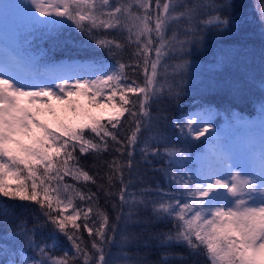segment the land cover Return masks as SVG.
I'll return each instance as SVG.
<instances>
[{"label":"snow or ice","instance_id":"1","mask_svg":"<svg viewBox=\"0 0 264 264\" xmlns=\"http://www.w3.org/2000/svg\"><path fill=\"white\" fill-rule=\"evenodd\" d=\"M24 8L32 30H51L70 21L110 56L119 58L114 64L76 66L89 70L63 75L40 73L9 51L0 63V196L38 206L33 208L38 215L32 228L20 220L15 231L0 234V264H141L124 250L129 235H121L123 243L115 259L111 253L106 256L105 249L120 231L119 224L139 222L133 217L149 204L154 217L171 220L175 230L157 233L159 246L187 249L186 253H162L160 264L176 260L196 264L200 256L207 264H264V103L258 140L217 142L199 157L160 131L150 111L165 97L179 99L175 76L180 75L183 82L189 66L183 57L190 46L204 43L205 29L232 25L231 15H225L233 8L232 0H28ZM259 17L264 25V8L259 9ZM100 29L112 30L123 39L97 38L94 33ZM128 49L125 62L122 58ZM173 54L181 59L168 65L165 61ZM140 73L142 80L137 78ZM81 95L91 106L110 109L106 122L73 98ZM50 98L66 102L67 111L85 119L69 123ZM36 100L44 107L30 106ZM211 111L202 107L174 120L180 137L188 142L205 137L203 143H211L215 131ZM43 113L53 117V124L40 118ZM122 118L128 121L126 128ZM141 144L146 163H151L149 156L166 157L167 167L161 171L169 177L173 191L141 189L139 196L127 191L131 181H125V172L132 175L133 152ZM109 151L117 155L102 159ZM88 154L97 161L91 165L96 169L92 175L81 161ZM193 161L198 167L190 164ZM81 181L85 187L91 182L96 191H84L77 186ZM101 194L105 203L113 201L114 218L101 207ZM153 194L155 199L147 198ZM0 215L7 216V210ZM48 224L53 230L51 243L37 239L38 230ZM82 229L91 238L90 247ZM59 234L71 242L72 256L67 251L63 256L52 255L59 246Z\"/></svg>","mask_w":264,"mask_h":264},{"label":"trees","instance_id":"2","mask_svg":"<svg viewBox=\"0 0 264 264\" xmlns=\"http://www.w3.org/2000/svg\"><path fill=\"white\" fill-rule=\"evenodd\" d=\"M232 3L231 12L225 13V15H231L233 18L232 25L223 30H216L211 27L205 29L202 33L204 43L190 46L189 54L183 57L189 61V66L187 75L183 77V82L180 75L175 76L174 82L180 86L181 90L179 99L170 100L165 97L159 104H153L150 109L152 116L157 118L153 121L154 124L160 131L175 137L174 143L177 145L182 143L180 142L179 130L174 127L173 121L188 110L210 107L211 113L216 118L219 117L228 121H232L236 113H245L255 121L261 115L260 105L264 103V86H262L264 83V25L260 22L259 9L264 8V0H232ZM13 35L9 30L2 27L0 46L18 51L25 60L30 62V65L34 64L36 69L46 60L54 68L57 61L71 62L74 59H89L103 65L114 64L119 58L110 56L106 49L100 48L98 45L93 46L91 42H95V39L78 29L66 34L58 46L53 44L52 47L46 45L49 42L47 38L41 42L33 38L27 44H21L12 37ZM94 35L97 38L118 36L123 39L122 36L112 30L100 29ZM19 37L21 38V36ZM130 51L131 49L126 50L122 58L125 62L129 59L128 53ZM180 59L178 54H173L172 58L165 62L168 65H174ZM169 73L171 80V68H169ZM137 78L142 80L143 73H140ZM125 117H127V113ZM121 123L125 128L128 125L125 118H122ZM142 147V144L139 145L133 152L132 175L129 176L127 171L125 172V181H131L127 191L137 195L140 194L141 189L153 191L155 190L153 188L165 187L162 174L152 163L155 160L148 157L151 163H146L142 158L140 153ZM76 154L80 155L78 150ZM114 155L117 154L109 151L102 159L111 160ZM123 159H127V157H123ZM81 161L89 166L85 170H89L90 175L96 172V169L91 168V165L97 163L93 155L82 156ZM103 171L104 169L100 168V172L103 173ZM65 180L69 183L74 182L70 177H65ZM100 182L103 181L98 180V183ZM77 186L83 188L84 191L89 189L92 192L96 191V187L91 182H87V187L84 186L83 181L79 182ZM117 188H119L118 183ZM112 202L105 203L101 194V207L109 212L111 218H114L116 212L112 210ZM115 202H119L118 197ZM34 207L38 206H34L29 201L10 200L0 196V212L7 210V216L0 215V220L7 221V223H0V234H3L5 230L8 232L15 231L20 220H26L28 228L36 225L35 217L38 212L33 210ZM123 211L127 213L128 208L125 206ZM138 211L139 216H134L133 220L139 222L128 225L122 222L119 224L120 231L114 236L113 242L106 246V256L111 253V257L116 258L123 243L122 234L130 237L124 250L127 251L132 261L138 260L141 264H160L164 252L176 254L187 252L186 248L178 245L171 248L160 247L159 241L155 239L156 234L169 232V230L174 232L172 225L168 221L156 219L149 206L146 208L141 206ZM40 222H43V217L40 218ZM52 231L50 224L43 226L37 232V239L43 238L51 243ZM81 231L85 242L90 247L91 238L88 237L86 231L83 229ZM56 239L59 246L52 255L63 256L64 252L67 251L69 256H72L71 242L63 234L57 235ZM195 259L196 264H203L207 261L203 256ZM173 264H180V261L176 260ZM184 264H190V261H185Z\"/></svg>","mask_w":264,"mask_h":264},{"label":"rangeland","instance_id":"3","mask_svg":"<svg viewBox=\"0 0 264 264\" xmlns=\"http://www.w3.org/2000/svg\"><path fill=\"white\" fill-rule=\"evenodd\" d=\"M24 4H28V0H0V28H4L5 30H9L14 35L12 36L17 42H21V44H27L29 40L33 38L38 41H43L44 38H47L49 41L46 45L49 47L53 44L56 46L62 41L66 34L73 32L76 29L75 25H73L70 21L66 22L63 25L57 26L55 29H48L41 27L37 30H32L28 23L26 9L24 8ZM38 15V14H37ZM21 36V38L19 37ZM55 42V43H54ZM93 46L96 47V43L94 41L91 42ZM7 51L0 49V63L6 58ZM16 53H11L9 51V55H14ZM50 62H45L41 65V69L38 70L40 73H45L43 70L48 67ZM57 64V63H56ZM84 65H96L100 66L102 64L93 62L89 59H74L71 62H59L57 64L58 74L63 75L71 70H80L87 71V68H77L76 66H84ZM53 71V70H52ZM99 74V73H97ZM94 78V76L89 77ZM59 83L60 81H56ZM74 99H79L80 102L84 105V107L94 116L100 118L102 122H106L107 116L110 114V109L102 106H91L87 103V98L84 96H74ZM24 103H28L25 99ZM49 102L52 106H54L57 110V113L62 117H66L69 123H79L85 117L82 116H74L70 111L66 110V102L58 101L55 98H50ZM32 107H44V103L40 100H36L32 102L30 105ZM198 109L188 110L186 113L190 111H197ZM42 120H45L49 124H53V117L48 113H43L40 117ZM211 120L213 123V128L215 131L212 133V141L211 143H203L205 137H201L200 140H194L189 138L190 142L184 141L182 137H180L181 145L186 148L189 152L193 154L194 157H199L202 152L205 150H210L212 145L220 142V143H234V144H243L248 142L250 139L258 140L259 136V119L257 121L251 119L247 114L241 113L235 114V118L232 121H228L227 119H222L219 117H215L214 114L211 113ZM252 126V127H249ZM211 132V130H210ZM180 135V134H179ZM208 136L209 134H205ZM150 159L155 160L153 165L159 169V173L162 174L163 181L165 187H161L164 191H173L174 188L170 184L169 177L165 176L164 172L161 169L166 168V157H153L149 156ZM190 164H195V161L190 162ZM198 167V164H195ZM175 170V169H173ZM156 190V188H153ZM153 190V193H155ZM138 194L137 196H139ZM148 199H155V195H151L147 197ZM151 208V205H148ZM152 209V208H151ZM173 228V222L171 220L168 221ZM174 229V228H173ZM175 231V230H174ZM29 255H32V251H28ZM203 264H207V261Z\"/></svg>","mask_w":264,"mask_h":264}]
</instances>
